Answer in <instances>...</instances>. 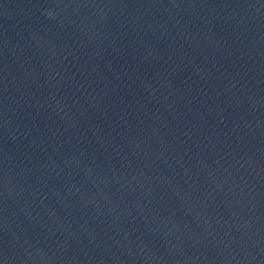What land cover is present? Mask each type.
Wrapping results in <instances>:
<instances>
[{"label":"water","instance_id":"1","mask_svg":"<svg viewBox=\"0 0 264 264\" xmlns=\"http://www.w3.org/2000/svg\"><path fill=\"white\" fill-rule=\"evenodd\" d=\"M0 264H264V0H0Z\"/></svg>","mask_w":264,"mask_h":264}]
</instances>
